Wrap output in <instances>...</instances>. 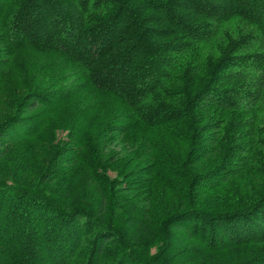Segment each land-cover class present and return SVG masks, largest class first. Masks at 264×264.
I'll list each match as a JSON object with an SVG mask.
<instances>
[{
    "label": "trees",
    "instance_id": "16d2710c",
    "mask_svg": "<svg viewBox=\"0 0 264 264\" xmlns=\"http://www.w3.org/2000/svg\"><path fill=\"white\" fill-rule=\"evenodd\" d=\"M0 41L70 66L17 100L0 77V161L88 87L125 107L101 129L144 175L124 210L81 137L55 168L75 165L92 196L72 175L47 189V161L0 176V264H264V0H0Z\"/></svg>",
    "mask_w": 264,
    "mask_h": 264
},
{
    "label": "rangeland",
    "instance_id": "374dc122",
    "mask_svg": "<svg viewBox=\"0 0 264 264\" xmlns=\"http://www.w3.org/2000/svg\"><path fill=\"white\" fill-rule=\"evenodd\" d=\"M242 26L243 23L240 20H235L233 23L226 24L225 28L230 34H233L237 30L241 31ZM9 50H7V44L0 41V59L8 58L6 60L7 63L0 70L1 79L7 80L2 86L8 87L15 94V96H12L16 100L20 98V96L16 97V95L23 94L26 91L25 87H30L29 84L32 86L40 82V85H37L38 87L42 89L48 88L51 82L49 75L66 72L70 68V66L63 65L58 57H50L42 52L29 50L28 48L15 50L12 53ZM56 83H58L55 85L56 89H59L61 82L56 81ZM24 84L25 86H23ZM53 84H55V81H53ZM4 96V92L0 90V98H2L0 101V118L5 113L11 112V107L8 108L7 102L9 103V99H12V97L8 98L5 96L4 99ZM12 104L14 105V103ZM115 111L120 113L126 110L112 95L104 93L95 94L90 88L83 87L81 92L74 96V98L62 104L60 108L52 110L49 116L47 115L46 124L40 133L32 138H28L26 143L11 150L9 154L4 155L0 161V170H2L0 171V176L6 177L10 175L18 178L21 175L22 179H36L38 170L42 167L44 161H47V167L44 169L47 170L45 171L44 178L49 180L45 185L47 189L55 191V194L61 193V189L56 191V186L59 185L63 177L72 175L71 181L76 180V183L78 182L79 196L87 198L89 195L95 193L90 185L91 179L85 173H77V171H72V174L68 175L75 165L60 166L61 171H59V169L55 168L56 162L67 155L66 153L61 156L56 154L62 149L64 150L78 143L81 137L84 140L83 145L85 146L89 142L92 143L94 139L97 144V157L103 162L106 174L111 179H121L118 190L121 188L119 196L122 197L123 209L130 208L134 202L142 200L141 195L144 197V193L140 195L139 191H137L144 181V175L139 174L138 171V167L143 162L140 163V160H127L126 147L128 146H121L124 144L123 142L119 147L114 139L120 135H115L116 133L110 134L108 131L101 129V126L104 124H110L109 120L113 118V112ZM123 120L126 121L121 118L117 123H124ZM102 121H104V124L101 125ZM73 124H75V127H73ZM123 148L125 149L123 150ZM19 157L23 161L30 160L29 164H27L28 161L19 164L17 162ZM18 168L19 171L17 172ZM157 195L161 196L159 198L168 197L167 194ZM93 197L95 198V196Z\"/></svg>",
    "mask_w": 264,
    "mask_h": 264
}]
</instances>
